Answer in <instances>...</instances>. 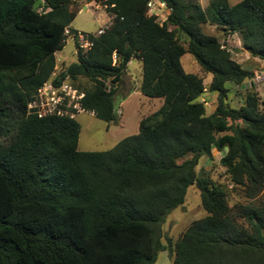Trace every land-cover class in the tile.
Segmentation results:
<instances>
[{
	"label": "trees",
	"instance_id": "16d2710c",
	"mask_svg": "<svg viewBox=\"0 0 264 264\" xmlns=\"http://www.w3.org/2000/svg\"><path fill=\"white\" fill-rule=\"evenodd\" d=\"M70 1L0 0V264H153L165 248L173 264H264V97L247 88L229 104L224 82L250 79L253 68L201 27L235 32L264 59V0H164L161 21L145 0H95L109 23L83 31L84 47L73 34L74 59L53 72L64 28L75 32ZM184 51L209 73L205 83L182 67ZM131 56L137 88L161 102L110 147L77 148L74 116L26 111L43 80L84 76L80 106L113 119ZM204 88L215 98L207 112ZM211 147L224 148L218 161L240 199L228 202L225 185L196 169ZM190 183L204 212L163 242L161 222Z\"/></svg>",
	"mask_w": 264,
	"mask_h": 264
},
{
	"label": "rangeland",
	"instance_id": "374dc122",
	"mask_svg": "<svg viewBox=\"0 0 264 264\" xmlns=\"http://www.w3.org/2000/svg\"><path fill=\"white\" fill-rule=\"evenodd\" d=\"M197 1L201 6H205L207 2V0ZM228 1L233 2L235 0ZM68 6L75 10L74 15L67 24L68 28L95 33L97 27L103 28L110 21L111 12L107 11L104 4L99 1L71 0ZM163 13L166 12L161 10L157 15L158 21H161ZM201 27L207 32L214 33L218 40L229 48L230 55L235 60L240 61L245 67L253 68V73H259L258 77L245 78L238 83L230 80L224 82L227 87L226 99L229 104L237 105L242 100V94L247 88L255 90L259 97H264V59L251 55L244 50L235 32L223 34L215 24L207 21L203 22ZM65 33L62 45L54 50L53 72L63 68L68 61L75 57L73 37L69 33ZM79 45L84 47L83 44ZM179 59L185 70L201 74L203 83L209 79V73L203 72L199 68L189 52L184 51L181 53ZM139 79L140 61L137 57L131 56L123 67L113 96L115 117L104 120L87 109H79L75 112L74 118L79 124L76 139L77 148L105 149L113 145L121 136L136 131L138 118L156 108L161 102L160 96L145 95L139 91L137 88ZM67 80L77 88L87 86L90 83L84 76H78L73 80L68 78ZM199 98L203 100L205 112L211 110L215 101L214 92L204 88ZM223 149L217 150L211 147V153L200 155L195 167L198 171L201 170L208 174L214 181L224 184L227 200L231 202L234 199H240L241 196L236 187L230 186L223 165L218 161ZM203 212L204 210L199 204L198 189L190 183L186 186L182 202L165 214L161 222L160 239L166 242V237H169L172 241L187 223ZM171 256V248L158 249L153 264H173Z\"/></svg>",
	"mask_w": 264,
	"mask_h": 264
},
{
	"label": "built area",
	"instance_id": "2783aa9c",
	"mask_svg": "<svg viewBox=\"0 0 264 264\" xmlns=\"http://www.w3.org/2000/svg\"><path fill=\"white\" fill-rule=\"evenodd\" d=\"M145 5L146 9L155 14L156 17L161 10L167 13L169 8L164 0H145ZM165 14L163 13L161 19L165 17ZM101 30V27H97L95 33ZM64 32L72 36L75 34V38L83 46H87L91 42L83 31L75 30V32H72L65 27ZM258 75L259 73L254 72L253 78L258 77ZM81 95L82 90L71 84L67 79L54 82L47 78L35 88L27 99L25 103L26 111L34 112L36 115L56 113L74 116L77 110L82 109L79 102Z\"/></svg>",
	"mask_w": 264,
	"mask_h": 264
},
{
	"label": "crops",
	"instance_id": "0c3cea01",
	"mask_svg": "<svg viewBox=\"0 0 264 264\" xmlns=\"http://www.w3.org/2000/svg\"><path fill=\"white\" fill-rule=\"evenodd\" d=\"M139 59V58H138ZM60 60H62V59H60ZM140 61V60H139Z\"/></svg>",
	"mask_w": 264,
	"mask_h": 264
},
{
	"label": "clouds",
	"instance_id": "9594fccd",
	"mask_svg": "<svg viewBox=\"0 0 264 264\" xmlns=\"http://www.w3.org/2000/svg\"><path fill=\"white\" fill-rule=\"evenodd\" d=\"M83 109V108H82Z\"/></svg>",
	"mask_w": 264,
	"mask_h": 264
}]
</instances>
